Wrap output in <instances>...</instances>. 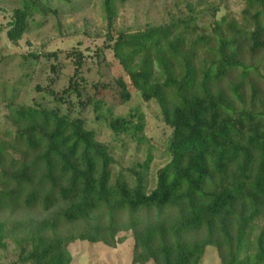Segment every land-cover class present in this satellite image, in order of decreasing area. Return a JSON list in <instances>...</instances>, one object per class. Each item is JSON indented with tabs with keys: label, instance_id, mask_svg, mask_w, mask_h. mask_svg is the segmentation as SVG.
I'll use <instances>...</instances> for the list:
<instances>
[{
	"label": "trees",
	"instance_id": "obj_1",
	"mask_svg": "<svg viewBox=\"0 0 264 264\" xmlns=\"http://www.w3.org/2000/svg\"><path fill=\"white\" fill-rule=\"evenodd\" d=\"M245 1L247 27L229 23L230 36L218 35L199 61L198 44L205 48L208 40L188 42L194 18L115 32L113 39L116 11L113 0H103L107 39L114 41L108 48L171 130L169 161L151 189L150 154L127 170L132 181L122 174L112 181L108 147L81 120L17 106L15 91L2 98L11 130L0 136V249L11 242L16 264H71L70 245L115 249L125 241L121 233L132 235V264H201L208 248L220 264H264V0ZM46 11L40 0H21L4 27L7 40L17 44L33 14ZM73 65L60 96L48 89L58 103L85 90L81 54ZM116 88L119 103L129 102L122 78ZM108 127L142 141L141 118H111Z\"/></svg>",
	"mask_w": 264,
	"mask_h": 264
},
{
	"label": "rangeland",
	"instance_id": "obj_2",
	"mask_svg": "<svg viewBox=\"0 0 264 264\" xmlns=\"http://www.w3.org/2000/svg\"><path fill=\"white\" fill-rule=\"evenodd\" d=\"M40 2L47 7L46 13L33 14L28 32L17 44H12L6 38L5 25L13 10L20 7L21 0H0V136L5 130H11L5 119L8 112L2 98L7 100L10 92L15 91L17 106L57 109L61 114L81 120L84 128L94 133L95 140L108 147L115 162L111 167L112 181L118 174L132 181L127 170L145 162L150 154L148 183L149 188H153L157 171L169 161L166 148L171 130L162 122L158 104L153 100L143 101L108 48L114 41L107 39L103 0ZM113 7L116 11L113 39L115 32L136 33L149 26L194 18L196 29L189 33L188 42L196 38L208 40L205 48L198 44L199 61L205 58V49L217 46L218 35L224 39L230 36L229 23L243 28L248 19L243 14L245 0H127L124 3L113 0ZM215 24L221 27L220 31L214 30ZM248 27L251 30L250 25ZM76 52L83 58L81 76L85 79V90H80V97L71 94L63 98L64 103H58L48 94V89L56 96L67 89L74 73ZM246 59L245 56L244 62L249 63ZM119 78L131 93L130 101L123 105L117 95L116 80ZM246 90L248 92V87ZM67 104H71L70 109ZM111 118H127L133 123L141 118V143L137 144L129 135L113 134L108 127ZM121 219L126 220V215ZM118 238L125 241L115 249L103 244L75 242L68 247L71 264H132L131 233H121ZM16 258L17 251L11 242L5 250L0 249V264H16ZM201 264H220L216 250L208 248Z\"/></svg>",
	"mask_w": 264,
	"mask_h": 264
}]
</instances>
